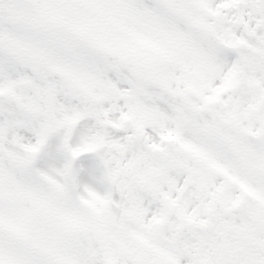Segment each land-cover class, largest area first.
<instances>
[{
    "label": "snow or ice",
    "instance_id": "snow-or-ice-1",
    "mask_svg": "<svg viewBox=\"0 0 264 264\" xmlns=\"http://www.w3.org/2000/svg\"><path fill=\"white\" fill-rule=\"evenodd\" d=\"M0 264H264V0H0Z\"/></svg>",
    "mask_w": 264,
    "mask_h": 264
}]
</instances>
